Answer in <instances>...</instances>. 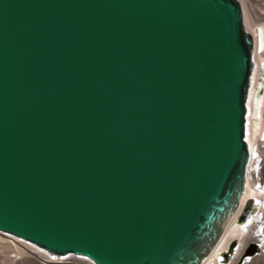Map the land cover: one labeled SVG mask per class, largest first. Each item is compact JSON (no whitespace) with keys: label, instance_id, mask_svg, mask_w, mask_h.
Instances as JSON below:
<instances>
[{"label":"water","instance_id":"obj_1","mask_svg":"<svg viewBox=\"0 0 264 264\" xmlns=\"http://www.w3.org/2000/svg\"><path fill=\"white\" fill-rule=\"evenodd\" d=\"M254 52L239 0H0V232L203 264L246 190Z\"/></svg>","mask_w":264,"mask_h":264},{"label":"bare ground","instance_id":"obj_2","mask_svg":"<svg viewBox=\"0 0 264 264\" xmlns=\"http://www.w3.org/2000/svg\"><path fill=\"white\" fill-rule=\"evenodd\" d=\"M239 2L244 12L246 29L255 39L256 68L247 105L246 124V140L251 152V162L240 208L203 264H264L263 254L253 255L254 251L264 250V74L259 72L260 62H264V0ZM256 92H259L258 97ZM249 203H252L250 210ZM241 219H244L243 223L240 222ZM0 264L95 263L76 256L55 261L51 254L39 247L0 233Z\"/></svg>","mask_w":264,"mask_h":264},{"label":"built area","instance_id":"obj_3","mask_svg":"<svg viewBox=\"0 0 264 264\" xmlns=\"http://www.w3.org/2000/svg\"><path fill=\"white\" fill-rule=\"evenodd\" d=\"M72 256H76L78 258H85V259H88L84 256H81V255H76V254H68V255H65V256H58V255H53L52 254V259H55V261H60V260H68L70 259Z\"/></svg>","mask_w":264,"mask_h":264},{"label":"rangeland","instance_id":"obj_4","mask_svg":"<svg viewBox=\"0 0 264 264\" xmlns=\"http://www.w3.org/2000/svg\"><path fill=\"white\" fill-rule=\"evenodd\" d=\"M241 6H242V5H241ZM0 233H3V234H5V235L7 234V233H4V232H0ZM7 235H10V234H7ZM10 236H13V235H10ZM13 237H15V236H13ZM15 238H17V237H15ZM21 240H22V239H21ZM28 243L33 244V243H31V242H28ZM33 245H35V244H33ZM35 246H36V245H35ZM255 246H257V244H256ZM259 246H260V248H262V245H261V244H260ZM37 247H38V246H37ZM257 247H258V246H257ZM40 249H41V248H40ZM42 250H44V249H42ZM259 250H260V249H259ZM259 250H258V251H254V252H253V255H254V254H255V255H257V254H258V255H260V254H263V255H264V250H263V249H261L260 251H259ZM44 251H45V250H44ZM46 252H47V251H46ZM49 254H50V253H49ZM51 255H52V254H51Z\"/></svg>","mask_w":264,"mask_h":264}]
</instances>
